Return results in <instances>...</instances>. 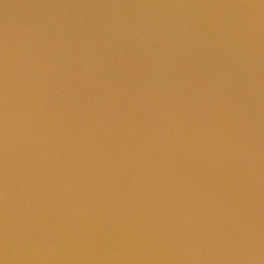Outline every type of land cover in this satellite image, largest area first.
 <instances>
[{
  "label": "water",
  "instance_id": "water-1",
  "mask_svg": "<svg viewBox=\"0 0 264 264\" xmlns=\"http://www.w3.org/2000/svg\"><path fill=\"white\" fill-rule=\"evenodd\" d=\"M0 264H264V0H0Z\"/></svg>",
  "mask_w": 264,
  "mask_h": 264
}]
</instances>
